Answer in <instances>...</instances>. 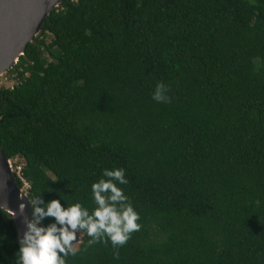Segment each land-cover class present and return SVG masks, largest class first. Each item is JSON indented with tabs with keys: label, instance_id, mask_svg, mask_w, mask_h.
<instances>
[{
	"label": "trees",
	"instance_id": "16d2710c",
	"mask_svg": "<svg viewBox=\"0 0 264 264\" xmlns=\"http://www.w3.org/2000/svg\"><path fill=\"white\" fill-rule=\"evenodd\" d=\"M6 73L0 143L29 201L91 212L123 168L140 216L118 259L82 232L66 264H264V0H62ZM19 246L0 207V264Z\"/></svg>",
	"mask_w": 264,
	"mask_h": 264
},
{
	"label": "clouds",
	"instance_id": "9594fccd",
	"mask_svg": "<svg viewBox=\"0 0 264 264\" xmlns=\"http://www.w3.org/2000/svg\"><path fill=\"white\" fill-rule=\"evenodd\" d=\"M168 88L163 83L157 84L153 99L170 103ZM125 169H105L97 182L92 185L96 207L93 211L74 203L64 207L59 199L45 202L42 194L32 205L31 218L25 213L26 204L19 205V214L26 225L19 238V249L16 252L17 264H66L68 255H76L77 234L86 232L91 238L89 245L111 241L117 251L114 257L119 258V247L124 246L135 231L142 225L138 223L139 213L134 209L123 189L118 185L127 184ZM259 204V201L256 202ZM45 218H54V222L42 225Z\"/></svg>",
	"mask_w": 264,
	"mask_h": 264
},
{
	"label": "water",
	"instance_id": "95a60500",
	"mask_svg": "<svg viewBox=\"0 0 264 264\" xmlns=\"http://www.w3.org/2000/svg\"><path fill=\"white\" fill-rule=\"evenodd\" d=\"M62 0H0V76L11 69L24 54L25 48L38 35L48 14ZM27 205L25 213L31 218L32 205L27 193L17 185L12 161L0 143V207L13 219L19 238L26 230L19 205Z\"/></svg>",
	"mask_w": 264,
	"mask_h": 264
},
{
	"label": "rangeland",
	"instance_id": "374dc122",
	"mask_svg": "<svg viewBox=\"0 0 264 264\" xmlns=\"http://www.w3.org/2000/svg\"><path fill=\"white\" fill-rule=\"evenodd\" d=\"M46 56L49 57L51 59V57L48 55V53H46ZM13 76H15V73H4L3 75L0 76V85L1 86H12L15 84V79L13 78ZM12 161V160H11ZM16 161V160H15ZM21 170V166L18 165L17 167L14 166V162L12 161V172H17V174H19V171ZM28 183H25L24 187H22V191L24 193H27V188H28ZM83 239V234L82 232L77 234V241L75 242V247H79L81 241Z\"/></svg>",
	"mask_w": 264,
	"mask_h": 264
}]
</instances>
